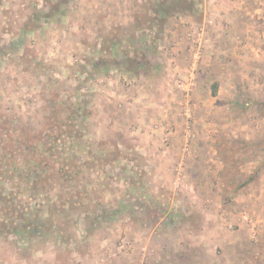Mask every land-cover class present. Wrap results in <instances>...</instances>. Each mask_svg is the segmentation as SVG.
Here are the masks:
<instances>
[{"label":"rangeland","instance_id":"374dc122","mask_svg":"<svg viewBox=\"0 0 264 264\" xmlns=\"http://www.w3.org/2000/svg\"><path fill=\"white\" fill-rule=\"evenodd\" d=\"M55 1L0 0V264H264V0H246V37L227 44L244 64L206 0H67L33 21ZM209 57L234 78L224 94L214 77L194 94ZM165 75L170 115L147 94ZM104 101L133 115L127 135Z\"/></svg>","mask_w":264,"mask_h":264},{"label":"crops","instance_id":"0c3cea01","mask_svg":"<svg viewBox=\"0 0 264 264\" xmlns=\"http://www.w3.org/2000/svg\"><path fill=\"white\" fill-rule=\"evenodd\" d=\"M205 2L206 3V7L210 10H213V13L215 14V18L218 19V21L222 20V21H225L228 23V25L226 26V28H224V30L222 31V34H219L222 37V40L226 43L225 46H223L224 51H227L229 52L230 54L234 53V52H239L242 54V60L240 61V63H246V58L245 55H246V46L245 44L242 46V47H235V46H231L230 45H227L228 44V41H231V39H234L235 36H242V38L244 39L243 36L246 37V0H206ZM242 21V23L239 22ZM214 29V27H213ZM170 32L172 33V35H178V36H181L182 40L184 41L185 40V36H184V32H185V26L184 25H180L178 28L175 27L173 28V31L170 29ZM167 33L165 32V35ZM173 38H171L170 40H172ZM176 39V38H175ZM245 41H246V38H245ZM220 45V44H219ZM174 46V45H173ZM221 46V45H220ZM178 49V50H177ZM217 49L219 51V47L217 46ZM173 51H180L179 53L176 52L175 55H176V60H175V64L174 65H177L178 62H179V65L182 64V58L183 56H187V51L185 49V44L184 43H180L179 45L178 44H175L174 48H172ZM204 52L206 51V49H203ZM239 53L237 56H239ZM211 55V51H209L207 53V55ZM208 55V56H209ZM189 57V56H188ZM233 60H236L238 61L237 58H232ZM218 62H219V58H205L202 60L201 62V66H199V73H198V79L196 81L197 83V91L194 93V94H211V91L206 89L203 85H205L204 83L206 82V80H208L209 78L211 77H214L215 80L218 81V89H217V93L216 94H224V88H225V85L228 86V84H224V81H226V78L227 79V82H230V73L228 72V69L226 70H222V69H219L218 68ZM220 64V63H219ZM228 65V63L224 62L222 63V66H226ZM177 68V66L175 67ZM226 74V76H225ZM232 77L234 76V73H231ZM180 77H182L181 75H179ZM184 77V76H183ZM151 79V76L148 77V81ZM231 79H234V78H231ZM172 80V82H171ZM152 82V85L149 87V91L147 94H161V99H162V103L164 104V107L166 108L165 111H169L170 110V113L169 115L172 113L171 109L169 106H174L175 105V101H172V98H171V94H178L177 90L174 88L175 86V82H173V78H169L168 76H160V78H156L155 80H150ZM118 86L119 87H123V83H118ZM138 91V90H137ZM119 93L118 97H123L122 95L120 94H123V90H119L117 91ZM159 97V95H158ZM198 97V95H197ZM218 96H212V98H217ZM171 99V100H170ZM177 102V101H176ZM146 107H139L137 108L136 110L139 111L137 112L139 115H144L143 117H148L152 110L151 109H145ZM164 108V109H165ZM176 109V108H174ZM146 110V111H145ZM99 111V117L101 119H106L107 121L110 122V119H113L112 121L114 122L111 126L112 129H115L117 128L118 125H120L122 122V124H125L128 119H132V114H127L125 112H122V110H114L110 105L109 103L105 102L104 101V105H103V108H101ZM120 111V112H119ZM176 112V110H173ZM134 114V112H133ZM109 116V117H107ZM149 118V117H148ZM121 120V121H119ZM119 121V122H118ZM120 126V131H123V133H125V135H127V132L126 130L127 127L122 125ZM108 127V126H107ZM124 127V128H123ZM118 129V130H119ZM104 131H109V127L108 129L106 128H103ZM130 136H132V131L130 130L129 131V134ZM135 136V138H139V139H131L130 142L133 144V145H136V146H139V148L141 147L142 150L145 149V147H147V150H151V147H155L157 146L158 144V140L156 138V140H149V142L151 141V143L148 142L147 139H144L140 136H137V135H133V137ZM147 141V142H146ZM154 144V145H153ZM151 156H153V153H150ZM201 156V155H200ZM201 158V157H200ZM164 237V236H163ZM170 241V244H172L173 242L177 243V245L179 244V242H187L186 240V237L185 238H177L173 235L170 236V239H168L166 237V239L164 240V242L168 243ZM183 251H185V247L183 248ZM185 255V254H184ZM192 257V256H191ZM170 259V256H166L164 259L158 257L156 258V260H158L157 262L155 261V264H170V262H168L167 260ZM183 259L184 256H183ZM195 259H197V256L195 257ZM181 261V260H180ZM188 264H193L191 263V260L189 259L188 260ZM117 261L115 262H107L106 264H127L125 262H121L120 263H116ZM183 262V261H181ZM183 264H187L185 261L183 262Z\"/></svg>","mask_w":264,"mask_h":264},{"label":"trees","instance_id":"16d2710c","mask_svg":"<svg viewBox=\"0 0 264 264\" xmlns=\"http://www.w3.org/2000/svg\"><path fill=\"white\" fill-rule=\"evenodd\" d=\"M67 0H57L55 2H52L51 5H49V8L47 9V12H36V14L32 15L33 17V21L34 20H38V19H42V20H49L53 17H55L57 14L60 13V6L64 3L66 4ZM185 3L183 1H179V2H173V3H160L159 4V12L161 14L167 13L169 11H171V9L173 10H187L189 8L188 5H184ZM161 9V10H160ZM35 18V19H34ZM129 61V60H128ZM213 93H215V90L213 91ZM44 163H48L46 161L41 162V164ZM27 173L31 176V180H35L37 175H38V170L36 167H33L32 169H27ZM253 176H250L247 180H246V184L248 181L252 180ZM9 230H13V228H8Z\"/></svg>","mask_w":264,"mask_h":264},{"label":"built area","instance_id":"2783aa9c","mask_svg":"<svg viewBox=\"0 0 264 264\" xmlns=\"http://www.w3.org/2000/svg\"><path fill=\"white\" fill-rule=\"evenodd\" d=\"M197 46H198L197 49L200 50V49H201V46H200V44L198 45V42H197ZM197 49H196V50H197ZM198 50L195 51V53L193 54V57H196V56H197ZM183 86H184V84H182V83L179 84V87L183 88ZM184 91H185V92H188L189 90H186V89H185ZM187 94H188V93H187Z\"/></svg>","mask_w":264,"mask_h":264}]
</instances>
